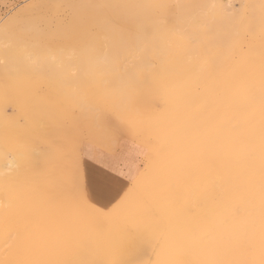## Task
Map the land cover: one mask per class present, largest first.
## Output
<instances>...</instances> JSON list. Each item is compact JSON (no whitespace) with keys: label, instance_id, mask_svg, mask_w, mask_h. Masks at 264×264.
I'll return each instance as SVG.
<instances>
[{"label":"rangeland","instance_id":"rangeland-1","mask_svg":"<svg viewBox=\"0 0 264 264\" xmlns=\"http://www.w3.org/2000/svg\"><path fill=\"white\" fill-rule=\"evenodd\" d=\"M108 1L111 0H0V25L4 26L5 28V31L3 33L5 36V40L3 39L1 42L3 47L2 49H14L21 56L24 53H26L27 50L36 49V46H33L31 44L33 40L37 41L45 38L47 40L60 39L61 40L60 43L64 42L63 44L57 45L53 41L49 43L48 41H46L44 44L41 43L37 44V46L38 47L40 46L43 50H47L49 48L50 52L52 51V53H56L58 57L59 56L65 57L64 55L68 53L69 55H67L65 59L68 58L69 62L65 64L66 67L64 66V68L65 69L71 68L70 70L66 71V73H62L63 76L58 75L57 77V75L54 76L51 74L50 67L38 63L36 65L31 66V68L28 71H19V72L7 74L6 76L2 77L0 80V117L1 116L6 117V119L4 121H1L0 124V169H1L0 171L1 172L3 171V164L5 162L3 159L4 154L16 153L18 152L19 148H22V146H23V150H25L30 142H28L27 140L21 141L22 138L24 139L22 135L28 131L36 130L37 127H39L40 125L39 122H38L39 124H36L35 122L27 118L29 112H31V110L34 108V105L36 104L38 98L51 96L56 101L57 116L54 117L55 120L52 121L51 119H48L46 120V122L50 124L47 125L49 126V128L54 129V132L56 131V135H57V138L54 139L55 140L54 144L53 143L51 144L49 142L51 144L50 148H53V150L56 149L57 153L61 154V158L58 159L55 165L56 167L54 169H52L51 167L49 170L45 171L44 173L34 174L33 177L35 178H33L30 183H28L26 180L23 182V186H24L23 188H25L27 184H29V187L32 188L30 189L31 195L25 192L24 189L23 191H21L22 188L19 189L18 193L20 194V196L24 197V198L21 197L22 199L20 198V196L17 197L18 196L17 195L14 197V195L12 194V191L14 190V186L17 188L16 185H12V184L21 183L19 182L20 180L19 177L16 176L14 172H7L6 176L0 174V193L3 192V188H1L3 186V182H5V184L8 185V181L10 180L11 185L13 187L10 185L9 188L5 190V193L9 192L10 194H12L9 197L13 196L12 199L11 198L10 199L11 200L14 199L5 207L4 210L2 211L0 210V264H191V263L195 264V262H197L196 264H204L203 261L201 262L197 259H194L197 256V251H195L196 253L194 251H183L182 253L180 252L181 250L180 246L181 243L184 242L183 240H181V238L183 239L188 238L187 239L188 241L189 238L191 240L192 237H200L205 240L206 239L205 236L209 237V235H211L209 238L207 237L206 239L207 241H211L213 239L212 237L214 236L217 237V235H219L220 232H222L220 234H223L224 232L227 231L226 225L228 220H226L225 218H221L217 222L215 219L216 217L215 214L217 212L216 204L224 200L223 188L226 187V185L228 186L229 183L226 184V182H228L227 178L225 177L226 178L225 180L227 181H223L224 177H222V175L218 176L219 175L218 173L213 172L215 169L214 166L212 167L211 164L209 165L207 163L209 160L207 159L208 154H210V152H208L207 154V151H209L210 149L208 146L211 145L212 147L213 146L212 143H214V141L217 138L218 140L219 138L220 140H223L225 138L228 139L230 135H233V137L236 138H242L245 137V135L247 134L245 138L241 139V143H243L242 151L244 153L248 152L251 157L254 156L253 158L257 159L259 156L258 159H262L260 160L262 162L261 164L262 173L259 171L260 174L258 173V175L259 176L261 175V177L264 175V171H263L264 149L261 148V142L260 140H258V137H256L255 139V133H256L255 131L258 130V127L257 125H254L255 123L253 124L252 122L253 116L251 111L254 105H256L254 106L256 109L260 110V108H263L261 110L264 111V93H263L264 88L262 87L264 85V75H263L264 58L260 60L263 63V65H261L262 63L259 61L260 64H258V66L259 65L260 66L258 68L256 66L248 68L246 58H244L246 54L245 52H247V48H249L250 44L255 43L257 41H259L257 43H262V42L264 43L263 40L264 37L257 36L259 37V39H256V37L253 35V30L248 27L250 21H252L254 18V16L251 14V11L253 10L252 7L255 5L254 7L259 9L261 2H262L261 7L262 5H264V0H256L255 3H253L252 0L250 1L223 0L225 3H230L232 9L240 11L243 20L242 23L240 22L238 24L236 31L234 32L232 30H231L232 32L230 31L231 34L229 33V36H231V40H232L231 43L226 44L223 41H222L223 43L218 42L215 44L213 48V52L211 49H207L204 47L199 48L200 53L199 51H197L198 53H196V55L200 54L201 56H197L198 58L199 57L200 58L197 61L198 66L196 67L201 66L202 68L200 67L197 71V75L199 74L198 75L199 78L197 77V80L195 79L193 81L184 77V79H182L181 81L182 77L178 76L179 73L176 70L171 71L168 70L167 68H159L161 66L157 62L156 57H154L156 55L152 51H150L148 56L149 59L147 58L149 63L147 62V60H146L147 63L145 62L148 65L144 64L140 69L143 72L140 71L141 74H138L137 77H129V79L134 78L135 82L132 81L133 79L132 80L119 79L118 86L110 85L109 78H111L112 76L107 75L106 73L92 71V73L91 72L90 74L88 73L90 75L89 77H87L88 76L87 74L81 73V66L79 64H76L75 59H77V57L79 56H82L80 54L83 45L86 44L89 41V39L92 38L93 35L101 33L104 27L106 26V23L110 19L119 18L117 17V15L119 16V14H121V18L119 19L128 20L129 22H133L139 19L143 24L145 23L148 24L145 25L147 28L152 25L151 24L152 20L150 19H155L156 21L158 19V22H161L163 20L166 23L169 22L168 24L172 26L173 23L171 22L172 21L171 19L174 17L178 18V16L180 17L179 13L178 12L176 13L175 11L176 9L174 10V6L175 5L178 6L184 1H188V0H181L182 2L180 1V3H178L179 2L178 0H172V1L114 0V2H108ZM170 2L173 4H171ZM102 3L103 5H123L126 7H121L122 9L121 8L105 9V8L97 7L98 5H102ZM163 3L164 5H167V7H165V10L163 11L165 13L164 14L165 16L152 15L150 11H148L150 8L153 9L154 7H157V5ZM249 7L250 9H248ZM119 10L122 11L119 12ZM103 15L106 16L104 17ZM138 16L140 18H137ZM84 17L87 19V23L83 25L82 21ZM262 17L264 18V14H262ZM142 18L143 20H141ZM75 25H80L81 27H83L82 34L86 32V35H82L78 37L74 35V37H76L74 38V40L72 38L73 36L66 37L67 35L66 36L63 35V32H66L68 28L74 29L78 27ZM102 25H103V29H102ZM80 26L79 28H81ZM198 27H201V25H199ZM198 27H195V29L197 30ZM238 29H241L242 31L240 32ZM37 30L38 32L39 31L40 33L43 32L46 35L34 36L35 35L34 32L38 33ZM59 33L61 36L60 38L58 35ZM239 34L240 36L238 37ZM233 35H235L236 37L235 36L234 37L237 39H235ZM82 37L84 38L81 40ZM219 43H222V45ZM150 46H151V42L148 43L147 47ZM206 49L209 50L207 51V53H206ZM59 52L61 53V55L58 54ZM187 53L190 52H186L185 54ZM203 53H205L206 55H204ZM194 54L195 53L191 52L189 55L188 54L185 55L187 56L186 61H190L192 59L197 58L196 55L194 57ZM202 55H204L203 58ZM240 55L241 57H239ZM228 57H230L231 59V60L229 59L230 64H228V59H227ZM237 58L243 61L241 62V60L239 61ZM70 59H72V61H70ZM130 59L131 60L129 61H131V63L133 64L137 60L135 59V57H133V59L132 57H130ZM202 59L204 60V62ZM221 60L222 62L224 61L225 63L224 62L222 63ZM234 61L235 62L237 61L236 64L238 65V69H240L241 67L243 71L241 73V71L239 70L240 72H236V73L239 74L238 75L239 77L241 74V78L239 79H240V83H242L240 85L241 87L240 89L242 93H240L239 96L241 98H244V100L232 105V103H228V101H225L223 98L221 99L219 98L216 101L215 99L217 98H213L211 94H209V96L207 95L206 97L203 96L201 100L198 101L196 100L193 103H191V101L186 99L187 92L190 93L191 91H195L197 89V92L200 93L201 91L200 89L203 88L205 89L206 87L212 88L213 86L211 83H213V81L217 79L224 78L226 74L229 72L228 70L231 69L230 67L231 64L235 63ZM245 61L246 63H244ZM69 63H72V65H69ZM131 63H128L129 64L128 66H131L132 65ZM203 63L204 65L206 64L204 67L202 65ZM211 63L213 64L211 65ZM238 63H240L241 66ZM223 64L225 65L223 66ZM225 66L226 69L223 68ZM146 67L149 68L146 69ZM257 69L262 71L259 72ZM256 70L260 74H258ZM248 71H250L249 75H248ZM254 72L256 73L254 74ZM167 76L168 77L170 76V78H168ZM61 77L64 78L71 77L73 78V80L71 81V83L70 82H68V84L64 83L66 84V86L62 82H60L59 83L60 85H58V87L56 88L54 86L55 85L54 79H60ZM187 79L189 80L188 82L185 81ZM205 79L206 81L202 83ZM246 80H248V82L250 81L251 85L250 82L248 85ZM190 81L193 82L190 83ZM207 82L209 83V85L210 84L211 85L210 86L207 85L208 84ZM258 83H260L259 86ZM61 84L64 86H61ZM182 84L183 85L186 84V85L182 86ZM175 85L178 86L176 87ZM188 85L189 87L187 88ZM249 86H252L251 87L252 89L248 88ZM171 87L173 90L170 89ZM260 87L261 89L263 88V90H261ZM243 88H245V90ZM253 88L255 89L257 88L258 91ZM188 89L189 91H187ZM213 89H215L214 90L215 92L217 91L216 96L222 93L221 89L219 91L215 87ZM254 92H257L259 95ZM168 93L172 97H170ZM179 94H181V97ZM184 94L186 95L184 96ZM129 96L132 97L131 100L128 99ZM168 97L169 99L174 98L175 100L172 99L171 101L170 99L169 102ZM182 97L184 98L186 97L185 98L186 102ZM208 97L214 100L207 99ZM249 98L251 99L249 100ZM178 99L179 101H181V99L183 100V102L182 101L180 102V105H179V101H177ZM209 100L211 102L213 101L212 102L213 106L210 105ZM254 100L256 102H254ZM260 101L263 102V104ZM201 102L202 103L205 102V103L202 105ZM206 102L209 105L208 104L206 105ZM215 102H216V106L214 105ZM250 102L251 103L254 102L255 104L254 103L251 104ZM259 102L261 103V106L263 105L262 107L260 106ZM195 103H197L199 106L202 105L205 110H203L201 106L199 107L197 104L195 108ZM228 104L233 107H230ZM209 106H211V108ZM217 106L219 108H216ZM227 106L229 107V109H226L228 108ZM190 107H192L193 109H191ZM198 107L200 109H198ZM243 107L244 108L246 107L247 109L243 110ZM250 107L251 109L249 111L248 109ZM182 108L184 111L183 113L181 112ZM208 108L210 109V111ZM214 108L217 111H214ZM230 108H233V112H231L232 109ZM234 108H236V110H234ZM188 109H189L188 112L192 111L190 112V114L192 113L191 114L192 118L191 119L189 118L190 120L188 119L190 114L187 113L186 116L184 114L186 113L185 111H187ZM200 110L201 112L202 111L204 112L201 113L199 112ZM175 111H178L176 112L177 114L175 113ZM212 111L213 113L217 112V114L222 112L221 114H219L220 118H218V124L215 121H211L209 119V117L211 118L213 115ZM234 111H239V112H234ZM247 111L250 113V115L249 113L248 114L246 113ZM198 112L202 115H204L205 113L204 116L200 115V117L202 116L201 118L204 120L208 118L206 121L209 123H207L202 119H200V122L202 121L200 123L198 118L196 119V117H198L199 115L197 114ZM208 112H211L212 114ZM227 112L228 114H225ZM174 113L177 116H175ZM206 113L208 114V116H206ZM235 113L240 114V115L239 114L236 115L239 119L236 118ZM178 114L180 117L178 116ZM193 114H197V115L195 116ZM225 115L226 117L228 115L232 117L234 116V118H236L235 120H239V121H235V120L233 121L231 118L228 117H227L228 119L227 121V119H225ZM245 115L247 116L245 117ZM184 116L185 118H187L188 123L190 121V124H188L186 121H185L186 123H184V119H185ZM193 116H195V118H193ZM239 116L242 118H240ZM178 117L181 118V121H179L180 119ZM248 117H251V119ZM246 118H248L249 120L248 119L247 121L240 120ZM194 119L198 122L197 124L194 123L196 122ZM49 120L51 121V123ZM102 120H112L119 122L131 130L130 139L134 140V143L130 144L129 148L136 157L135 158L133 156V159L139 165V169H138L136 165L131 163V167L128 168L129 172L131 173V179L121 178L120 181L121 186L120 188L118 186L117 190L114 192V196H115L114 198L116 201L113 203V201L105 200L104 203L105 206L108 207L109 205H111L107 209H97L92 205L90 206V203L87 201V199L85 200L87 202L79 199L75 188L77 172L79 174V178L81 177V172H82L83 179H81L82 182L81 184L83 185L87 193L88 199L95 202L101 200L100 195L97 194L91 183V178L97 174V171L100 168V164L98 160L99 157L104 154L108 156H111L112 154L104 138L103 130L100 126V122ZM211 122L212 125L209 126ZM230 122L231 123L234 122V123L231 124ZM202 123L203 125H201ZM186 124H188L187 125L188 127L192 124L191 125L193 126L192 131L190 129L187 130V127H185ZM204 124L207 125V126L205 125L206 128H204ZM194 125L195 126L198 125L199 127L195 128ZM220 125L222 128H219ZM240 126H244V127H240ZM209 127L210 129L207 131V128ZM216 127L219 128V130H217ZM236 127H238L239 129ZM197 128L198 129L200 128L201 130H197ZM228 128H230L231 130ZM185 129L188 131V133L187 131H185ZM194 129L196 132L200 134L201 139L199 138V143L201 146L199 148H198L199 143L197 145L198 141L196 142V140H198L196 138V134L198 133H196ZM249 129H251L252 131ZM178 130L179 131L181 130L180 131L181 134L179 133ZM189 130L191 132L193 131L194 132L191 133ZM210 131L213 133L214 137H212ZM245 131H247L248 133ZM174 132L180 138L179 139L175 135L179 144H177L178 142L174 140ZM202 132L206 134L205 139L201 137ZM225 132H228L229 135ZM238 132H240L239 135L243 132L240 135V137L238 135ZM219 134L222 135V137H220ZM185 135H187V138L185 137ZM189 135L190 138H188ZM208 135H210V137H208ZM217 135H219V137H217ZM226 135H228V137H226ZM185 138L189 139L190 143L188 142V140H185ZM247 138L252 139L253 141L258 140L259 144H255L253 141ZM45 139H47V135L45 136L36 135V139H33L31 144L32 150L36 151L34 146L39 147L42 151L49 150V144L47 140L46 142H44ZM171 139L173 140V142ZM56 140H58V142H56ZM201 140L202 142L206 143L208 148L204 147L205 143L200 142ZM174 141H176V144ZM194 142L196 144H194ZM208 142L210 143V145H208L209 144ZM247 142H249L248 146H246V144H248ZM171 143L173 145V150L171 149L172 148ZM174 145L178 146V148L176 149V146L174 147ZM196 145L197 147H195ZM253 147H255V149H253ZM202 148H205V150L207 151H205ZM190 149L191 151L193 149V151L190 152ZM198 149L201 153V156H205L207 154L205 157L206 159L199 156L200 154L198 153L199 152ZM252 149L254 150L253 153L251 152L253 151ZM196 151L198 154H196L195 156ZM216 151L218 152L217 149L212 150L215 156L217 154ZM171 152L174 154V156ZM250 152L252 153V155ZM192 153L193 156H191ZM219 153L220 154H218V156L221 157L220 156L221 152ZM256 153H261V154H256ZM183 156L185 158H183ZM188 156L189 158H186ZM222 156H224V154ZM190 157H193L192 159L194 162L193 161H191L192 163L189 162L190 160H192ZM196 157H200L201 161ZM179 158L180 159L182 158L183 161L184 160H188V161L186 162L184 161L183 163L185 164H183L182 159L179 160ZM194 158H196L197 160L196 159L194 160ZM202 158L203 160L205 159L207 161L206 162L207 164L205 163L206 165L203 163L205 161H203ZM11 159L16 161L17 156H15L14 158L11 157ZM62 159L63 161L60 162L59 164V161ZM198 160L202 164L198 163ZM36 163H38L37 165L40 166L41 165L40 159H37ZM186 163L187 164L190 163V165L187 166ZM197 164L198 165L200 164L201 166L202 165L205 166L201 167L199 165V167L201 168V170L199 171L200 168L198 167ZM65 166L67 167L64 168ZM176 166L177 168H175ZM181 166L182 168H180ZM183 166H186V169L187 168L189 169L192 166L193 168V169L191 168L192 172L186 169L185 171L182 170ZM196 167H198L199 169ZM16 168H19L18 162L12 170H15ZM178 168L180 171L178 170ZM60 169L63 170L64 172L61 171ZM183 173L187 175L185 176L183 175ZM188 174L191 177L188 176ZM58 175H60V179ZM216 176H218L217 177L218 179H220L219 177H221L222 180L221 179L218 180ZM183 177L188 178L189 181L183 180L184 179ZM37 179L40 180L42 179L41 180L42 182H40V180H38L37 182ZM47 179L48 181L46 182ZM50 179L52 180L49 181ZM212 179H214V181ZM207 181H210V183H208ZM221 181H223V185ZM129 182H130L129 186L125 184ZM205 183H207V186L208 185H212V186H210L209 188V186L207 187ZM43 184H45L46 187ZM185 184L188 186L186 187ZM182 186L185 187L186 189L183 188ZM213 186H215L216 188L214 189ZM244 186L246 185L244 184ZM10 187H12L13 190ZM180 187H182L183 192L181 191L182 189ZM191 187L193 188L191 189L193 191L189 189ZM141 188L142 191H140ZM179 188L181 190H179ZM212 188L214 189V191H212ZM46 189H48L49 191ZM150 189H152L153 191H151ZM209 189H211L212 192L211 191L209 192ZM174 190L176 192L178 191L179 193H174L175 192ZM169 191L172 192L169 193V196L172 198L173 196L176 195L175 198L173 197L171 199L167 195ZM196 191H198V193ZM146 192L148 193L149 196L144 195L147 194ZM213 192H215V194ZM42 193L44 194L47 193V194L44 195ZM127 193H129L130 195H128ZM220 193L222 194V196ZM63 194L66 196H63ZM170 194H172V196ZM219 194L222 198L219 196ZM215 195H216V199H215ZM48 196L49 198L52 196L50 200L49 198L45 199V197ZM181 196L183 200L185 199L184 201H182ZM139 197H141L142 199ZM168 197L171 199L172 204L169 202L170 199H168ZM211 199L213 200V202L210 203L209 201H212ZM176 200L179 201L177 202ZM215 201L217 202L216 204ZM60 202H62L65 205L64 206L65 209L63 208ZM182 202L183 203L186 202L185 203L186 205L183 204ZM56 204L58 208H56ZM173 204L177 208L176 209L177 212L175 211V207L173 206ZM207 204L209 205V207ZM121 205H123V207H120ZM117 206L118 209H116ZM91 207L94 208L95 210H93ZM67 208L69 209L71 208L72 210L74 209L73 213L70 214L72 215L70 216L71 218L68 217V219L66 216L67 215L69 216V214L67 213H71L72 210L71 209L68 210ZM209 209H211L212 211ZM249 209H250L249 211L251 212L254 211L252 207H249ZM169 210L171 212H169ZM62 211L65 212L63 213ZM185 211L187 212L185 213ZM58 213L59 214L63 213L61 214L62 217ZM112 213L114 215H111ZM171 213L172 215H170ZM54 214H57V217L54 216ZM109 214L111 217L113 216L114 218L113 217L111 218ZM58 216L60 218H58ZM108 217L110 218L108 219ZM172 217L173 218L175 217L176 220L173 219ZM56 218L58 219L56 220ZM59 219H61V222ZM115 219L117 221H115ZM221 220L222 222H220ZM62 223H65V225ZM67 223L69 225H67ZM59 225L60 226L62 225L61 228ZM169 225L170 228L173 230L169 229ZM184 225H186L187 227L186 226L183 227ZM195 225L197 226L195 227ZM176 226L179 228L174 229ZM26 228L33 231L38 236L39 243L36 244L35 246L26 247L22 243L20 236ZM183 229L187 230L188 233L186 232L185 234V232H183L184 231ZM208 230L210 234L209 232H207ZM169 232L171 233L169 234ZM182 232L186 236L187 235L188 236L180 237V235H182ZM204 232L207 233L205 234ZM168 237H172L173 239L172 238L168 239ZM210 238L211 240H209ZM176 240L178 241L176 242ZM177 243L179 244V246L177 245ZM245 247L248 250L252 249L250 248L251 246L248 244H246ZM199 249L200 248H198V250ZM184 252L188 254H185ZM208 252L211 253L210 251ZM182 254H185L186 256L183 255L184 256L183 258ZM191 257L194 258L191 259Z\"/></svg>","mask_w":264,"mask_h":264},{"label":"bare ground","instance_id":"bare-ground-1","mask_svg":"<svg viewBox=\"0 0 264 264\" xmlns=\"http://www.w3.org/2000/svg\"><path fill=\"white\" fill-rule=\"evenodd\" d=\"M169 1H172V0H169ZM179 2L178 3H180V1L181 0H178ZM250 1V0H249ZM253 1V3H255L256 2V0H252ZM108 2H114V0H111V1H108ZM156 2V1H155ZM176 2V1H175ZM182 2V1H181ZM132 3V2H131ZM161 3V2H160ZM171 3V2H170ZM100 4V3H99ZM164 4V3H163ZM171 4H173V3H171ZM175 4V3H174ZM261 4H262V2H261ZM261 4H260V8L259 9H257L256 7H254L253 5V10L251 11V14L254 16V18H253V20L252 21H250V23H249V28H251L252 30H253V35L256 37V39H259V37H257V36H260V37H264V18L262 17V14H264V5H262V7H261ZM102 5H103V3H102ZM157 5V4H156ZM131 6V5H130ZM147 7V6H146ZM168 7H171V6H168ZM148 8V7H147ZM251 8V9H252ZM30 9V8H29ZM106 9V8H105ZM122 9V8H121ZM151 9V8H150ZM148 10V11H150V13L152 14V15H159V16H165L164 14V10H165V7L164 8H160V7H154L153 9H151V10ZM176 9V10H175ZM248 9H250V7L248 8ZM102 10V9H101ZM109 10V9H108ZM174 10L176 11V13L178 12L179 13V15H180V17L178 16V18H176V17H174V18H172L171 20V22L173 23L172 24V26L171 25H169L168 23H166V28H167V30H165V31H159V30H157V28L156 27H154V24L155 23H158V19H157V21L155 20V19H150V20H152V25L150 26V27H145V29H144V39H145V43H144V48H143V50L140 52V53H133L132 54V59H133V57H135V59H137L136 60V62H134V64L133 63H131V61H129V63H131L132 65L131 66H128L127 65V68H126V71H121V72H115V73H113V72H103V73H106L107 75H110V76H112L111 78H109L110 79V85H119V79H123V80H127V79H129V77H137L138 76V74H141L140 73V71H142V70H140L141 69V67H142V65H148V64H146L147 62H148V60H147V58H148V56H149V52L150 51H152L156 56H154V57H156V60H157V62L159 63V65L161 66V67H159V68H167L168 70H171V71H173V70H176L178 73H179V75L178 76H180V77H182L181 78V81H182V79H184V77H186V78H188L189 80H197V77H198V75H197V71H198V69L201 67V66H199V67H196V66H198L197 65V61L199 60V58L197 57V56H201L200 54L198 55H196V53H198L197 51H199V48L200 47H204V48H207V49H211L212 50V52H213V48H214V46H215V44L216 43H218V42H224V43H226V44H229V43H231V36H229V33H230V31L232 30L233 32L234 31H236L237 30V26H238V24L241 22L242 23V15L240 14V11H237V10H234V9H232L231 8V6H230V3H225L223 0H188V1H184L183 3H181L180 5H178V6H174ZM110 11V10H109ZM122 11V10H121ZM120 10H119V12H121ZM93 12V11H92ZM249 12V11H248ZM118 13V12H117ZM106 14V13H105ZM113 14V13H112ZM111 14V15H112ZM119 14V13H118ZM82 15V14H81ZM100 15V14H99ZM128 15V14H127ZM127 15H126V17H127ZM133 15V14H132ZM135 15V14H134ZM247 15V14H246ZM251 15V16H252ZM104 16V15H103ZM106 16V15H105ZM104 16V17H105ZM129 16V15H128ZM130 16H131V14H130ZM117 17H119V18H121V14H119V16L117 15ZM250 17V16H249ZM108 18V17H107ZM111 18V17H110ZM137 18H140L139 16L137 17ZM149 18H151V17H149ZM166 18V17H165ZM168 18V17H167ZM125 19V18H124ZM130 20V19H129ZM139 20V19H138ZM141 20H143V18L141 19ZM153 20H155V21H153ZM145 21V20H144ZM159 21H161V20H159ZM163 21V20H162ZM83 23V25L85 24V23H87V19L84 17L83 18V21H82ZM107 22V21H106ZM170 22V23H171ZM100 25V24H99ZM144 25H148V24H144ZM199 25H201V27H198ZM75 26H78L77 28H74V29H67L66 30V32H63V35L64 36H66V37H68V36H73L72 38H73V40H74V38H76V37H78V36H82V35H86V32L85 33H83L82 34V28L83 27H81L80 25H75ZM79 26L81 27V28H79ZM243 26V25H242ZM246 26V25H245ZM244 26V27H245ZM101 27V26H100ZM195 27H198V29L196 30L195 29ZM102 29H103V25H102ZM240 32L242 31L241 29H238ZM4 31H5V28H4V26H1L0 25V80H1V78L2 77H4V76H6L7 74H11V73H15V72H19V71H28L30 68H31V66H33V65H36V64H38V63H40V64H43V65H47L48 67H50V69H51V74L52 75H57V77H58V75H62V73H66V71H68V70H70L71 68H67V69H65L64 68V66H65V64L66 63H68L69 62V59L68 58H66L65 59V57L67 56V55H69L68 53L67 54H65L64 56L65 57H61V56H57L56 55V53H52V51L50 52V49L48 48L47 50H43L40 46L38 47L37 46V41H34L33 40V42L31 43L33 46H36V49L35 50H33V49H30V50H27L26 51V53H24L23 55H19L18 53H17V51L16 50H14V49H2L3 47H2V40L4 39L5 40V36H4ZM100 31H101V29H100ZM231 31V32H232ZM37 32H38V30H37ZM96 32H99V31H96ZM95 32V33H96ZM35 33V35L34 36H39L38 34L40 33V31L38 32V33H36V32H34ZM94 33V34H95ZM100 34V33H99ZM231 34V33H230ZM234 34V33H233ZM236 34H238V33H236ZM59 35V38L61 37L60 36V33L58 34ZM74 35L76 36V37H74ZM94 36V35H93ZM92 36V37H93ZM235 35H233V37H234ZM240 36V34L238 35V37ZM236 37V36H235ZM234 37V38H235ZM84 37H82L81 38V40L83 39ZM62 39V38H61ZM235 39H237V38H235ZM251 39V38H250ZM260 39H262V38H260ZM71 40V39H70ZM90 40V39H89ZM234 40V39H233ZM238 40H239V38H238ZM249 40V39H248ZM264 40V39H263ZM40 41V43L41 44H44L46 41H48V43L49 42H55L57 45H59V44H63V43H60L61 42V40L59 39V40H47L46 38L45 39H42V40H39ZM64 41V40H63ZM261 41V40H260ZM66 42V41H65ZM68 42V41H67ZM149 42H151V46L150 47H147V45H148V43ZM222 42V43H223ZM257 42H259V41H257ZM257 42H255V43H252V44H250L249 45V48H247V52H245L246 54H245V56H244V58H246V61H247V65H248V68H251V67H259L258 66V64H260L259 63V61L262 59V58H264V43L262 42V43H257ZM10 43V42H9ZM222 43H219V44H221L222 45ZM248 43V42H247ZM246 43V44H247ZM11 45V44H10ZM230 46V45H229ZM240 46V45H239ZM224 47H226V46H224ZM244 47V46H243ZM206 49V53H207V51H209V50H207ZM226 49V48H225ZM248 49H249V51H248ZM219 50V49H218ZM221 50V49H220ZM227 50V49H226ZM60 51H62V50H60ZM186 52H193V53H195L194 54V57H195V55H196V57L197 58H195V59H192V60H190V58H189V60L190 61H186V59H187V56H185V55H189L190 53H187V54H185ZM217 52V51H216ZM238 52V51H237ZM236 52V53H237ZM199 53H200V51H199ZM225 53H227V52H225ZM232 53V52H231ZM58 54H60L61 55V53L59 52ZM105 54H106V50L103 48V47H101L99 44H97L96 45V47H95V49H94V51H93V53H92V56L99 62V63H101V64H103V63H105V59H104V57H105ZM204 55H206L205 53H203ZM210 54V53H209ZM81 55V54H80ZM193 55V54H192ZM204 55H202V58H203V56ZM236 55V54H235ZM238 55H239V53H238ZM191 56V55H190ZM214 56H215V54H214ZM219 56V55H218ZM137 57V58H136ZM151 57V56H150ZM239 57H241V55L239 56ZM208 58V57H207ZM207 58H206V60H207ZM219 58V57H218ZM217 58V59H218ZM224 58V57H223ZM149 59V58H148ZM228 59V64H230L229 63V59H230V57H228L227 58ZM226 59V60H227ZM235 59H236V57H235ZM238 59V58H237ZM243 59V58H242ZM87 60H88V57L85 55H83V56H79V57H77V59H75V61H76V64H79L80 66H81V73H84V74H87L88 76L87 77H89L90 75V71H87L86 69H87ZM131 60V59H130ZM146 60H147V62H146ZM203 60V59H202ZM224 60V59H223ZM231 60V59H230ZM239 60V59H238ZM241 60V59H240ZM239 60V61H240ZM70 61H72V59H70ZM201 61V60H200ZM211 61V60H210ZM214 61V60H213ZM238 61V62H239ZM243 60H241V62H242ZM246 61L244 62V63H246ZM146 62V63H145ZM203 62H204V60H203ZM207 62V61H206ZM216 62V61H215ZM214 62V63H215ZM221 62H222V60H221ZM224 62V61H223ZM222 62V63H223ZM227 62V61H226ZM235 62V61H234ZM261 62V61H260ZM149 63V62H148ZM199 63V62H198ZM225 63V62H224ZM237 63V61L234 63V64H231V69L230 70H228L229 72L226 74V76L224 77V78H222V79H217V80H215V81H213V83H211L212 84V88L211 87H209V88H203L204 89V91H203V89H200L201 91H200V93H198L197 92V89L195 90V88H194V90L195 91H191L190 93L189 92H187V91H189V89L186 91L187 93V98L186 99H188L189 101H191V103H193L194 101H198V100H201V98H203V96H209V94H211L212 95V97L213 98H217V99H215L216 101L220 98H223L225 101H228V103H232V105L233 104H236V103H238V102H240V101H242V100H244V98H241L239 95H240V93H242L241 92V87H240V85L242 84V83H240V79L239 78H241V74H240V77L238 76L239 74L238 73H236V72H240L241 71V73L243 72L242 71V68L240 67V69H238V65L236 64ZM244 63H242V64H244ZM262 63V62H261ZM264 63V62H263ZM263 63L261 64V65H263ZM213 63H211V65H212ZM239 65H240V63H238ZM69 65H72V63H69ZM200 65V64H199ZM203 65V67L206 65H204V63L202 64ZM225 64H223V66H224ZM227 65V64H226ZM218 66V65H217ZM241 66V65H240ZM66 67V66H65ZM214 67H216V66H214ZM149 68V67H148ZM147 67H146V69H148ZM202 68V67H201ZM224 69H226V66L225 67H223ZM222 68V69H223ZM74 69V68H73ZM72 69V70H73ZM166 69V70H167ZM253 69V68H252ZM41 70V69H40ZM216 70H217V68H216ZM219 70H221V69H219ZM240 70V71H239ZM254 70H255V68H254ZM258 70V69H257ZM256 70V71H257ZM155 71H156V68H155ZM163 71V70H162ZM212 71V70H211ZM221 71H223V70H221ZM251 71V70H250ZM250 71H248V75H249V72ZM259 72L260 71H262V70H258ZM257 71V73L258 74H260L259 72ZM143 72V71H142ZM158 72V71H157ZM252 72V71H251ZM73 73V72H72ZM89 73V74H88ZM92 73V72H91ZM176 73V72H175ZM223 73V72H222ZM246 73V72H245ZM256 72H254V74H255ZM149 74V73H148ZM172 74H173V72H172ZM204 74V73H203ZM202 74V75H203ZM221 74V73H220ZM224 74V73H223ZM262 74V73H261ZM81 75V74H80ZM80 75H78V76H80ZM156 75H157V73H156ZM175 75V74H174ZM222 75V74H221ZM248 75H247V77H248ZM253 75V74H252ZM257 75V74H256ZM255 75V76H256ZM263 75H264V73H263ZM63 76V75H62ZM86 76V75H85ZM171 76V75H170ZM170 76L168 77V78H170ZM176 76V75H175ZM201 76V75H200ZM220 76V75H219ZM219 76H218V78H219ZM83 77V76H82ZM140 77V76H139ZM164 77H166V76H164ZM179 77V78H180ZM223 77V76H222ZM253 77V76H252ZM257 77V76H256ZM81 78V77H80ZM84 78V77H83ZM82 78V79H83ZM175 78H177V77H175ZM178 78V79H179ZM199 78V77H198ZM246 78V77H245ZM133 79V80H132ZM172 79V78H171ZM185 80V81H189V80ZM210 79V78H209ZM249 79V78H248ZM262 79V78H261ZM73 80V78H71V77H61L60 79H54V83H55V87L57 88L58 87V85H60L59 83L60 82H62L63 84L64 83H67L68 84V82H70L71 83V81ZM81 80V79H80ZM129 80H132V81H134V78H131V79H129ZM175 80V79H174ZM250 80V79H249ZM257 80V79H256ZM167 81H168V79H167ZM166 81V82H167ZM173 81V80H172ZM180 81V82H181ZM193 81H190V83L191 82H193ZM206 81V79L202 82V83H204ZM210 81V80H209ZM208 81V82H209ZM241 81H242V79H241ZM247 81V83H248V85H249V82H248V80H246ZM254 81V80H253ZM252 81V82H253ZM258 81H259V79H258ZM135 82V81H134ZM140 82H142V81H140ZM139 82V83H140ZM175 82V81H174ZM207 82V83H208ZM255 82H257V81H255ZM261 82H262V80H261ZM260 82V83H261ZM177 83V82H176ZM175 83V84H176ZM206 83V84H207ZM246 83V82H245ZM260 83H258V86H259V84ZM167 84V83H166ZM173 84V83H172ZM181 84V83H180ZM193 84V83H192ZM210 84V85H211ZM65 86H66V84H64ZM64 85H62L61 84V86H64ZM70 85V84H69ZM179 85V84H178ZM177 85V86H178ZM186 85V84H185ZM185 85H183L182 84V86H185ZM199 85V84H198ZM203 85V84H202ZM207 85H209V83L207 84ZM209 85V86H210ZM250 85H251V82H250ZM255 85V84H254ZM263 85V84H262ZM176 86V85H175ZM176 86V87H177ZM195 86V85H194ZM194 86H192V87H194ZM200 86V85H199ZM198 86V87H199ZM245 86V85H244ZM252 86H253V84H252ZM252 86H249L248 88H251ZM181 87V86H180ZM189 87V85L187 86V88ZM201 87V86H200ZM199 87V88H200ZM216 88L218 91L221 89V94H218V95H220V96H216V92L214 91L215 89H213V88ZM247 87V86H246ZM263 88H264V85L262 86ZM64 88V87H63ZM263 88L261 89V87H260V89L261 90H263ZM170 89H172V87L170 88ZM177 89V88H176ZM180 89V88H179ZM191 89V88H190ZM244 90H245V88H243ZM252 89V88H251ZM253 89H255V88H253ZM173 90V89H172ZM250 90V89H249ZM255 90H257V88L255 89ZM181 91V90H180ZM240 91V92H239ZM258 91V90H257ZM264 91V90H263ZM175 92V91H174ZM245 92H248V91H245ZM244 92V93H245ZM261 92V91H260ZM177 93V92H176ZM184 93V92H183ZM220 93V92H219ZM252 93H253V90H252ZM251 93V94H252ZM254 93H256V94H258L257 92H254ZM264 93V92H263ZM169 94V93H168ZM175 94V93H174ZM186 94H184V96L186 95ZM178 95V94H177ZM180 95V97H181V94H179ZM259 95V94H258ZM169 96H170V94H169ZM174 96V95H173ZM183 96V95H182ZM246 96V95H245ZM248 96H250V95H248ZM255 96V95H254ZM170 97H172V96H170ZM177 97V96H176ZM211 97V98H212ZM256 97H259V96H256ZM178 98H179V96H178ZM182 98H184V97H182ZM185 98H184V101L186 102V100H185ZM248 98V97H247ZM167 99V98H166ZM171 99V98H170ZM170 99H169V97H168V100H169V102H170ZM172 99H174V98H172ZM172 99H171V101H172ZM207 99H210L209 97L207 98ZM251 98H249V100H250ZM175 100V99H174ZM210 100H214V99H210ZM209 100V102H210V105H212L213 106V104H212V102ZM253 100V99H252ZM261 100V99H260ZM177 101H179V99L177 100ZM177 101H176V103H177ZM181 101L183 102V100L181 99ZM181 101H179V105H180V102ZM205 101V100H204ZM206 101H208V100H206ZM262 101V100H261ZM260 101V102H261ZM203 102V101H202ZM201 102V104L203 105L204 103H202ZM221 102V101H220ZM219 102V103H220ZM249 102V101H248ZM254 102H256L255 100H254ZM254 102H252V103H254ZM258 102V101H257ZM259 102V103H260ZM224 103V102H223ZM251 103V102H250ZM251 103V104H252ZM259 103H258V105H259ZM262 104H263V102H261ZM261 103H260V106H261ZM189 104H190V102H189ZM196 104L197 103H195V108H196ZM208 103L206 102V105H207ZM218 104V103H217ZM222 104V103H221ZM225 104V103H224ZM224 104H223V106H224ZM250 104V105H251ZM255 104V103H254ZM253 104V105H254ZM186 105H187V103H186ZM198 105V104H197ZM202 105H200L201 106V108L203 109V110H205L204 109V107L202 106ZM209 105V104H208ZM215 106H216V102H215V104H214ZM226 105V104H225ZM229 105V104H228ZM189 106V105H188ZM199 106V105H198ZM199 106V107H200ZM219 106V105H218ZM216 107V108H219V107ZM221 106V105H220ZM230 107H233V106H231V105H229ZM235 106V105H234ZM254 106H256V105H254ZM253 106V109H251V107L248 109L249 111H250V109H251V111H252V122H253V124L254 125H257V127H258V130L257 131H255L256 133H255V139H256V137H258V140H260V142H261V148H263L264 149V111H262L261 109H263V108H260L259 106V108H260V110L259 109H256L255 107ZM263 106V105H262ZM261 106V107H262ZM174 107V106H173ZM198 107V109H200ZM210 108H211V106H209ZM228 107V106H227ZM56 108H57V104H56V101H55V99L53 98V97H51V96H47V97H43V98H38V100H37V102H36V104L34 105V108L31 110V112H29V114H28V119H30V120H32L33 122H35L36 124H39L40 123V125H39V127H37V129L36 130H31V131H28V132H26V133H24L22 136L24 137V139L22 138V140L21 141H28V142H30L29 143V145H28V147L25 149V150H23V146H22V148H19L18 149V152H16V153H13V154H10V153H8V154H4V156H3V159H4V164H3V171L1 172L0 171V174H2L3 176H6L7 175V173H6V169L7 168H9V167H11V171L10 172H14V174L16 175V176H18L19 177V182H21L20 184L19 183H16V184H12V185H16L17 186V188L14 186V190L12 189V187H10L13 191H12V194L14 195V197L15 196H17V197H19L20 196V194L18 193L19 192V189H21V191H23V189L25 190V192H27L29 195H31L30 194V189L32 188H30L29 187V184H27L26 185V187L25 188H23L24 186H23V182L26 180L28 183H30L31 181H32V179L33 178H35V177H33V175L34 174H37V173H44L45 171H47V170H49L51 167H52V169H54L56 166V163H57V161H58V159H60L61 158V154H58L57 153V150L55 149V150H53V148H50V146H51V144L53 143L54 144V139L55 138H57V135H56V131L54 132V129H52V128H49V126H47V125H50V124H48L47 122H46V120H48V119H51L52 121L53 120H55L54 119V117H56L57 115H56ZM186 108H187V106H186ZM191 109H193L192 107H190ZM213 108V107H212ZM222 108V107H221ZM225 108V107H224ZM236 108H238V107H236ZM236 108H234V110H236ZM185 109V108H184ZM201 109V110H202ZM209 109V108H208ZM226 109H229V107L228 108H226ZM230 109H232V111L231 112H233V108H230ZM244 109H247L246 107L244 108L243 107V110ZM186 110V109H185ZM201 110L199 111V112H201ZM213 110V109H212ZM189 111V109L187 110V111H185L186 113H184L185 114V116H186V114L188 113V114H190V112H192V111H190V112H188ZM197 111V110H196ZM195 111V112H196ZM209 111H210V109H209ZM214 111H217V110H215V108H214ZM172 112H174V111H172ZM176 112H178V111H175V113ZM182 113L184 112L183 111V108H182V111H181ZM197 113V114H199L198 115V117H196V119L198 118V120H199V122H200V119H202L201 117L202 116H204L205 115V113H204V115H202V114H200V113ZM202 112H204V111H202ZM201 112V113H202ZM206 112H207V110H206ZM225 112V111H224ZM234 112H239V111H234ZM174 113V114H175ZM180 113V112H179ZM208 113H210V114H212L213 113V111H212V113L211 112H208ZM222 113V112H221ZM221 113H219V114H221ZM247 114L249 113L248 111L246 112ZM177 114V113H176ZM175 114V116H177ZM192 114V113H191ZM191 114L189 115V117H188V119L190 118H192V116H191ZM197 114H193V115H197ZM219 114H217V112L215 113H213V115H212V117L210 118L209 117V119L211 120V121H215L217 124H218V118H220V115ZM225 114H228V112L227 113H225ZM237 114H239V113H235V116L237 115ZM245 114V113H244ZM181 115V114H180ZM200 115H202L201 117H200ZM232 115V114H231ZM240 115V114H239ZM243 115V114H242ZM249 115H250V113H249ZM178 116H179V114H178ZM185 116H184V118H185ZM188 116V115H187ZM195 116H193V118H195ZM206 116H208V114L206 113ZM211 116V115H210ZM230 115H228L227 117L228 118H231L233 121L236 119V118H238L237 116H236V118H234V116L232 117V116H230ZM244 116V115H243ZM247 115H245V117H246ZM180 117V116H179ZM178 117V118H179ZM227 117H226V115H225V119H227ZM240 117V116H239ZM244 117V118H245ZM204 118V117H203ZM234 118V119H233ZM240 118H242V117H240ZM248 118H250L251 119V117H248ZM248 118H246V119H240V120H246L247 121V119ZM6 119V117L5 116H1L0 117V124H1V121H4ZM176 119V118H175ZM180 120L179 121H181V118H179ZM186 119V120H185ZM184 119V123H186L187 122V118H185ZM189 119V120H190ZM208 119V118H207ZM206 119V120H207ZM216 119H217V121H216ZM239 119V118H238ZM178 120V119H177ZM193 120V119H192ZM195 120V119H194ZM202 120H204V119H202ZM206 120H204V121H206ZM249 120V119H248ZM50 121V120H49ZM48 121V122H49ZM178 121V122H179ZM183 121V120H182ZM186 121V122H185ZM196 121V120H195ZM203 121V122H204ZM222 121V120H221ZM227 121H228V119H227ZM235 121H239V120H235ZM39 122V123H38ZM202 122V121H201ZM200 122V123H201ZM207 122V121H206ZM223 122V121H222ZM221 122V123H222ZM50 123H51V121H50ZM181 123V122H180ZM188 123V122H187ZM191 123H192V121H191ZM195 124H197L198 122L196 121V122H194ZM207 123H209V122H207ZM231 123V122H230ZM234 122H232L231 124H233ZM240 123V122H239ZM242 123V122H241ZM188 124H190V121H189V123ZM188 124H186L185 125V127H187V130L188 129H190L191 131H192V128H193V126H187ZM227 124V123H226ZM225 124V125H226ZM243 124H244V122H243ZM201 125H203V123L201 124ZM205 125L206 124H204V128H206L205 127ZM212 125V122H211V124L209 125V126H211ZM216 125V124H215ZM222 125V124H221ZM221 125H220V127L219 128H222L221 127ZM228 125V124H227ZM235 125V124H234ZM195 126V125H194ZM207 126V125H206ZM219 126V125H218ZM233 126V125H232ZM232 126H231V128H232ZM179 127V126H178ZM178 127H177V129H178ZM185 127H183V128H185ZM196 127H199L198 125H196L195 126V128ZM229 127V126H228ZM235 127V126H234ZM233 127V128H234ZM240 127H244V126H240ZM251 127V126H250ZM249 127V128H250ZM217 128V127H216ZM219 128H217V130H219ZM224 128V127H223ZM236 128H238V127H236ZM248 128V127H247ZM180 129H181V127H180ZM210 129V127L209 128H207V131ZM211 129H213V128H211ZM228 129H230V128H228ZM239 129V128H238ZM251 129H254V128H251ZM251 129H249V130H251ZM186 129H185V131H187ZM189 130V131H190ZM197 130H201L200 128L198 129L197 128ZM225 130V129H224ZM231 130V129H230ZM235 130V129H234ZM243 130V129H242ZM248 130V129H247ZM179 131V130H178ZM181 131V130H180ZM180 131H179V133H180ZM182 131H184V130H182ZM190 131V132H191ZM194 131H195V129H194ZM193 131V132H194ZM204 131H206V130H204ZM203 131V132H204ZM229 131V130H228ZM252 131V130H251ZM251 131H249V132H251ZM193 132H191V133H193ZM196 132V131H195ZM200 132V131H199ZM202 132V135H201V137L203 138V139H205V137H206V134H204ZM211 132V131H210ZM212 132H213V130H212ZM211 132V134H212V137H214V135H213V133ZM216 132H218V131H216ZM215 132V133H216ZM230 132V131H229ZM232 132V131H231ZM241 132V131H240ZM240 132H238V135H239V133ZM245 132H247V131H245ZM184 133V132H183ZM187 133H188V131H187ZM190 133V134H191ZM196 133H198V132H196ZM201 133V132H200ZM206 133V132H205ZM214 133V134H215ZM225 133H227L228 134V132H225ZM243 133V132H242ZM241 133V134H242ZM248 133V132H247ZM173 134V133H172ZM181 134V133H180ZM185 134V133H184ZM199 134V133H198ZM198 134H196V138L198 139V140H196V142H197V145H198V143H199V138H200V134L198 135ZM204 134V135H203ZM210 134V135H211ZM234 134V133H233ZM235 134H237V133H235ZM240 134V135H241ZM251 134V133H250ZM36 135H38V136H40V135H42V136H45V135H47V139H45L44 140V142H46V140H47V142H48V144H49V150H46V151H42L39 147H36V146H34L35 147V150L36 151H34V150H32V148H31V144H32V141H33V139H36ZM59 135V134H58ZM175 135H176V137H178V135L177 134H175V132H174V140H176L177 141V138L175 137ZM192 135V134H191ZM210 135H208V137H210ZM220 135V134H219ZM219 135H217V137H219ZM229 135V134H228ZM228 135H226V137H228ZM240 135H239V137H240ZM244 135H245V133H244ZM247 135V134H246ZM246 135H245V137H246ZM183 137H184V135H183ZM185 137L187 138V135H185ZM207 137V138H208ZM220 137H222V135H220ZM245 137H242V138H245ZM253 137H254V134H253ZM179 138V137H178ZM185 138V140H188V142H189V139H186ZM188 138H190V135H189V137ZM224 138H225V135H224ZM242 138H236V137H233V135H230V137L228 138V139H223V140H220V138H219V140H218V138L214 141V143H212L213 144V146L211 147V145H210V141L208 142L209 144L208 145H210V146H208L210 149H209V151H207V150H205V148L207 147V145H206V143L205 142H202V140L200 141V142H202V143H205V145H204V147L205 148H202V149H204L205 151H207V154H208V152H210V154H208V158L207 159H209L208 160V162L205 160L206 158V155L205 154H203V155H205V156H201V153H200V151H199V149H198V153L200 154L199 156H201V157H203V158H205L204 160H203V158H202V160L203 161H205V162H203L204 164L207 162L209 165L211 164L212 165V167L214 166V171L213 172H215V173H218L219 175L218 176H220V175H222V177H224V180L223 181H227L228 180V182H226V184L227 183H229V185L227 186L226 185V187H222L223 189H224V200H222V202H216L215 201V204H216V209H217V212H216V217H215V219H216V221L218 222L221 218H225L226 220H228V222H227V231L226 232H224L223 234H220V233H222V232H220L219 233V235H217V237H212L213 239V241L211 240V238L209 239V240H211V241H207L206 239H207V237L205 236V240L204 239H202V238H200V237H192V239L190 240V238H189V240L187 241V239L188 238H186V239H183V238H181V240H183L184 242L183 243H181V250H180V252H182L183 253V251H197V256H196V258H194V257H191V259L192 258H194V259H197V260H199V261H203L204 262V264H264V175L261 177V175L259 176L258 175V173H259V171L261 172L262 171V168H261V164H262V162L260 161V160H262V159H258L259 158V156H258V158L256 159V158H253V157H251L250 156V154L248 153V152H246V153H244L243 151H242V144L243 143H241V139ZM251 138H252V135H251ZM173 139V138H172ZM171 139V140H172ZM180 139V138H179ZM183 139V138H182ZM193 139V138H192ZM191 139V140H192ZM201 139V138H200ZM212 139V138H211ZM222 139V138H221ZM247 139H249V138H247ZM246 139V140H247ZM254 139V140H255ZM210 140V139H209ZM225 140H226V142H225ZM246 140H245V142H246ZM249 140H251V141H253L252 139H249ZM258 140H255V141H257V142H255V141H253L255 144H259V141ZM176 141H174L175 142V144H176ZM206 141V140H205ZM250 141V142H251ZM51 144H50V143ZM56 142H58V140H56ZM172 142H173V140H172ZM178 142V141H177ZM193 142V141H192ZM26 143V142H25ZM37 143V142H36ZM187 143V142H186ZM190 143V142H189ZM201 143V144H202ZM248 144H246V146H248L249 145V142H247ZM253 143V144H254ZM38 144V143H37ZM177 144H179V142L177 143ZM193 144V143H192ZM194 144H196L195 142H194ZM170 145V144H169ZM184 145H185V143H184ZM183 145V146H184ZM197 145L195 146V147H197ZM203 145V144H202ZM46 146V145H45ZM171 146H172V150H173V145H172V143H171ZM176 145H174V147H175ZM201 145H200V143H199V145H198V148L200 147ZM192 147V146H191ZM207 147V148H208ZM244 147V146H243ZM250 147V146H249ZM178 148V146H176V149ZM189 148V147H188ZM47 149V148H46ZM180 149H181V147H180ZM187 149V148H186ZM185 149V150H186ZM196 149V148H195ZM201 149V148H200ZM218 150V152H217V154H216V156H215V154L212 152V150ZM253 149H255V147H253ZM252 149V150H253ZM257 149V148H256ZM172 150H170V151H172ZM184 150V149H183ZM261 150V149H260ZM179 151V150H178ZM177 151V152H178ZM181 151H182V149H181ZM192 151H193V149H192ZM191 151V149H190V152H192ZM201 151H203V150H201ZM204 151V152H205ZM251 151V150H250ZM256 151V150H255ZM180 152V151H179ZM178 152V153H179ZM189 152V153H190ZM203 152V153H204ZM219 152H221V157H219L218 156V154H220ZM252 153L254 152V150L253 151H251ZM250 152V153H251ZM258 152V151H257ZM172 153V152H171ZM184 153V152H183ZM188 153V154H189ZM194 153V152H193ZM193 153H192V155L191 156H193ZM197 153V151L195 152V156H196V154H198ZM206 153V152H205ZM249 155H248V154ZM252 153H251V155H252ZM173 154V153H172ZM171 154V155H172ZM180 154V153H179ZM186 154V153H185ZM224 154V156H222ZM256 154H261V153H256ZM175 155H177V154H175ZM15 156H17V159H16V161L15 160H13V159H11V157H15ZM173 156H174V154H173ZM182 156V155H181ZM190 156V155H189ZM189 156L188 157H186V158H189ZM255 157H257V156H255ZM183 158H185L184 156H183ZM191 159L193 158V157H190ZM196 158H198L199 160H200V157H196ZM196 158H194V160L196 159ZM260 158H261V155H260ZM37 159H40V162H41V165L40 166H38L37 164L38 163H36V161H37ZM182 159V158H181ZM180 158H179V160H181ZM197 160V159H196ZM199 160H198V163H200V164H202L201 162H199ZM63 161V159L62 160H60L59 161V164H60V162H62ZM185 162L186 161H188V160H184ZM183 161V159H182V163L184 162ZM191 161H193V159L192 160H190L189 162H191ZM201 161V160H200ZM17 162H18V164H19V168H16L15 170H12L14 167H15V165L17 164ZM177 162H179V161H177ZM194 162V161H193ZM196 162V161H195ZM210 162V163H209ZM188 163V162H187ZM186 163V164H187ZM192 163V162H191ZM206 163V164H207ZM263 163H264V161H263ZM183 164H185V163H183ZM199 164V165H200ZM205 164V165H206ZM65 165H66V163H65ZM178 165H180V164H178ZM182 165V164H181ZM190 165V163L189 164H187V166H189ZM198 165V164H197ZM199 165H198V167H199ZM204 165V166H205ZM201 166V165H200ZM203 166V165H202ZM201 166V167H202ZM203 166V167H204ZM263 166H264V164H263ZM67 166H65L64 168H66ZM179 167V166H178ZM185 167V168H184ZM193 167H194V165H193ZM198 167H196V168H198ZM208 167H210V166H208ZM212 167H211V169H212ZM57 168H59V167H57ZM175 168H177V166L175 167ZM180 168H182V166L180 167ZM191 168H192V166H191ZM191 168H187L186 169V166H183V169L182 170H184L185 171V169L186 170H190V172H192L191 170L193 169H191ZM200 168V167H199ZM198 168V169H199ZM1 170V169H0ZM61 170V169H60ZM178 170H179V168H178ZM181 170V171H182ZM196 170V169H195ZM201 170V168L199 169V171ZM61 171H63V170H61ZM180 171V170H179ZM187 171V172H188ZM264 171V170H263ZM64 172V171H63ZM81 172V171H80ZM183 172V171H182ZM186 172V173H187ZM196 172V171H195ZM194 172V173H195ZM28 175H27V174ZM55 173V172H54ZM211 173V172H210ZM214 173V174H215ZM262 173V172H261ZM56 174V173H55ZM190 174H193V173H190ZM260 174V173H259ZM52 175H54V174H52ZM183 175H185V173H183ZM187 175V174H186ZM185 175V176H186ZM203 175H204V173H203ZM217 175V174H216ZM30 176V177H29ZM59 176V179H60V175H58ZM188 176H190L189 174H188ZM218 176H216V178L218 177ZM64 177V176H63ZM191 177V176H190ZM227 178V180H225L226 178ZM13 178H14V176H13ZM39 178V177H38ZM44 178V177H43ZM58 178V177H57ZM184 178V177H183ZM212 178V177H211ZM220 179H221V177H219ZM62 179V178H61ZM215 179V178H214ZM214 179H212L213 181H214ZM218 179V178H217ZM217 179H216V181H217ZM220 179H218V180H220ZM38 180H40V179H37V182H38ZM42 180V179H41ZM40 180V182H42ZM44 180V179H43ZM52 179H50L49 181H51ZM56 180V179H55ZM183 180H188L189 181V179L188 178H184ZM210 180V179H209ZM222 180V179H221ZM48 181V179L46 180V182ZM58 181V180H57ZM182 181V180H181ZM223 181H221L222 182V185H223ZM56 182V181H55ZM62 182V181H61ZM65 182V181H64ZM208 183H210V181H207ZM184 183H186V182H184ZM188 183V182H187ZM190 183V182H189ZM32 184V183H31ZM35 184V183H34ZM61 184V183H60ZM193 184V183H192ZM206 184V186H207V183H205ZM217 184H219V183H217ZM244 184L246 185V186H244ZM44 186H45V184H43ZM63 185V184H62ZM183 185V184H182ZM186 185V184H185ZM191 185V184H190ZM198 185V184H197ZM36 186V185H35ZM180 186V185H179ZM188 185H186V187H187ZM199 186H200V184H199ZM209 186V188H210V186H212V185H208ZM207 186V187H208ZM224 186H225V183H224ZM46 187V186H45ZM183 187V186H182ZM182 187H180L181 189H182ZM203 187V186H202ZM1 188H3V192H1L0 193V210L2 211V210H4L5 209V207L11 202V201H13V200H11L12 199V197H9L10 195H12V194H10L8 191V193H9V195H8V193H5V190L7 189V188H9V186L8 185H6L5 184V182H3V186L1 187ZM56 188V187H55ZM139 188V187H138ZM179 188V190H181ZM183 188H185V187H183ZM213 188L215 189L216 187L215 186H213ZM212 188V191H214V189ZM57 189V188H56ZM186 189V188H185ZM190 190L191 189H193L192 187L191 188H189ZM188 189V190H189ZM195 189V188H194ZM200 189V188H199ZM202 189H204V188H202ZM208 189V188H207ZM219 189V188H218ZM37 190V189H36ZM39 190V189H38ZM46 190H48V189H46ZM55 190V189H54ZM151 191H153L152 189H150ZM187 190V191H188ZM206 190V189H205ZM217 190V189H216ZM42 191H43V188H42ZM49 191V190H48ZM48 191H46V192H48ZM52 191V190H51ZM140 191H142V188H141V190ZM175 191V190H174ZM173 191V192H174ZM182 192H183V189L181 190ZM180 191V192H181ZM191 191H193V190H191ZM204 191V190H203ZM211 191V189H209V192ZM211 191V192H212ZM148 192V191H147ZM146 192V193H147ZM181 192V193H182ZM186 192V191H185ZM197 193H198V191H196ZM201 192V191H200ZM199 192V193H200ZM205 192V191H204ZM221 192V191H220ZM56 193V192H55ZM63 193V192H62ZM144 193V192H143ZM149 193V192H148ZM148 193L147 194H144V195H148ZM169 193H172L171 191H169L168 192V196H169ZM174 193H179L178 191L176 192H174ZM191 193V192H190ZM189 193V194H190ZM193 193V192H192ZM202 193V192H201ZM214 194H215V192H213ZM22 194V193H21ZM42 194H44V193H42ZM47 194V193H46ZM46 194H44V195H46ZM128 195H130L129 193H127ZM150 194V193H149ZM213 194V195H214ZM221 194V193H220ZM220 194H219V196H220ZM127 195V196H128ZM153 195V194H152ZM167 195H166V197H167ZM171 196H172V194H170ZM175 195V194H174ZM178 195V194H177ZM193 195V194H192ZM196 195V194H195ZM200 195V194H199ZM33 196V195H32ZM36 196V195H35ZM39 196H40V194H39ZM63 196H66V195H64L63 194ZM149 196V195H148ZM176 196V195H175ZM175 196H173L174 198H175ZM184 196H185V194H184ZM221 196H222V194H221ZM220 196V197H221ZM16 197V198H17ZM21 197H23V196H20V198ZM52 197V196H51ZM50 197V198H51ZM135 197H138V196H135ZM145 197V196H144ZM170 197V196H169ZM168 197V199H170ZM172 197V198H173ZM187 197V196H186ZM202 197V196H201ZM11 198V199H10ZM15 198V199H16ZM24 198V197H23ZM44 198V197H43ZM47 198H49V196L48 197H45V199H47ZM50 198H49V200H50ZM66 198V197H65ZM64 198V199H65ZM128 198V197H127ZM139 198H141V197H139ZM138 198V199H139ZM146 198V197H145ZM151 198V197H150ZM171 198V199H172ZM177 198V197H176ZM191 198H192V196H191ZM208 198V197H207ZM206 198V199H207ZM222 198V197H221ZM19 199V198H18ZM22 199V198H21ZM67 199V198H66ZM126 199V198H125ZM136 199V198H135ZM142 199V198H141ZM171 199L169 200V202L171 203ZM181 199H182V196H181ZM188 199V198H187ZM205 199V198H204ZM209 199H210V197H209ZM215 199H216V195H215ZM220 199V198H219ZM17 200V199H16ZM15 200V201H16ZM27 200V199H26ZM68 200H69V198H68ZM72 200V199H71ZM70 200V201H71ZM166 200H167V198H166ZM185 200V199H184ZM183 199H182V201H184ZM197 200V199H196ZM212 200V199H211ZM217 200H218V198H217ZM67 201V200H66ZM65 201V202H66ZM85 201V200H84ZM177 202L179 201V200H176ZM63 202V201H62ZM62 202H60L61 204H62V206H63V208H64V204L62 203ZM85 202H87V201H85ZM123 202V201H122ZM126 202V201H125ZM210 203L211 202H213V200L212 201H209ZM59 203V204H60ZM67 203V202H66ZM183 203V202H182ZM186 203V202H185ZM185 203H183V204H185ZM194 203H196V202H194ZM197 203H198V201H197ZM204 203V202H203ZM209 203V204H210ZM58 204V203H57ZM57 204H56V208H58V206H57ZM125 204V203H124ZM128 204V203H127ZM172 204V203H171ZM176 204V203H175ZM186 205V204H185ZM192 205V204H191ZM194 205V204H193ZM208 205V204H207ZM207 205H206V207H207ZM89 206V205H88ZM90 206H91V204H90ZM173 206L175 207V205L173 204ZM197 206H198V204H197ZM55 207V206H54ZM120 207H123V205H121ZM168 207H169V205H168ZM183 207V206H182ZM195 207V206H194ZM208 207H209V205H208ZM249 207H252L253 208V210L254 211H249L250 209H249ZM51 208V207H50ZM62 208V209H63ZM92 208V207H91ZM126 208V207H125ZM192 208V207H191ZM53 209V208H52ZM61 209V208H60ZM65 209V208H64ZM68 210H70L69 208H67ZM93 210H95L94 208H92ZM116 209H118V206H117V208ZM176 207H175V211H176ZM179 209V208H178ZM187 209V208H186ZM185 209V210H186ZM206 209V208H205ZM67 210V211H68ZM72 210V209H71ZM74 210V209H73ZM73 210H72V212L71 213H67V214H69V216L67 215L66 217H67V219H68V217H70V216H72V215H70V214H72L73 213ZM122 210V209H121ZM180 210V209H179ZM178 210V211H179ZM202 210V209H201ZM204 210V209H203ZM207 210V209H206ZM209 210H211V209H209ZM56 211V210H55ZM113 211V210H112ZM167 211H168V209H167ZM181 211V210H180ZM183 211V210H182ZM194 211V210H193ZM197 211V210H196ZM212 211V210H211ZM57 212V211H56ZM59 212V211H58ZM63 212V211H62ZM65 212V211H64ZM63 212V213H64ZM103 212V211H102ZM109 212H110V210H109ZM169 212H171L170 210H169ZM177 212V211H176ZM187 211H185V213H186ZM198 212V211H197ZM201 212V211H200ZM210 212V211H209ZM51 213V212H50ZM63 213H61V214H63ZM173 213V212H172ZM172 213L170 214V215H172ZM180 213V212H179ZM184 213V212H183ZM59 214V213H58ZM61 214H59L60 216H61ZM177 214V213H176ZM197 214V213H196ZM101 215V214H100ZM111 215H114L113 213L111 214ZM117 215V214H116ZM184 215V214H183ZM193 215V214H192ZM54 216H56L57 217V214H54ZM109 216H110V214H109ZM182 216V215H181ZM195 216V215H194ZM62 217V216H61ZM63 217H64V215H63ZM66 217H65V220H66ZM111 217V216H110ZM110 217H108V219L110 218ZM113 217V216H112ZM111 217V218H112ZM177 217V216H176ZM50 218H52V217H50ZM58 218H60L59 216H58ZM58 218H56V220L58 219ZM71 218V217H70ZM114 218V217H113ZM173 218V217H172ZM192 218H193V216H192ZM191 218V219H192ZM101 219V218H100ZM170 219V218H169ZM173 219H175V217L173 218ZM181 219V218H180ZM187 219H189V218H187ZM60 220V222H61V219H59ZM65 220H64V222H65ZM119 220V219H118ZM176 220V219H175ZM178 220V219H177ZM182 220H184V219H182ZM182 220H181V222H182ZM70 221V220H69ZM115 221H117L116 219H115ZM193 221V220H192ZM196 221H198V220H196ZM225 221V220H224ZM55 222V221H54ZM59 222V221H58ZM67 222H68V220H67ZM179 222V221H178ZM195 222V221H194ZM210 222V221H209ZM220 222H222V220L220 221ZM56 223V222H55ZM108 223V222H107ZM191 223V222H190ZM196 223V222H195ZM225 223V222H224ZM62 224H64L65 225V223H62ZM117 224V223H116ZM168 224V223H167ZM170 224V223H169ZM176 224V223H175ZM186 224V223H185ZM67 225H69L68 223H67ZM222 225V224H221ZM60 226V225H59ZM62 226V225H61ZM61 226H60V228H61ZM72 226V225H71ZM70 226V227H71ZM186 225H184L183 227H185ZM197 225H195V227H196ZM70 227H69V230H70ZM182 227V228H183ZM187 227V226H186ZM191 227H193V226H191ZM63 228V227H62ZM176 228H179V227H175L174 229H176ZM190 228V227H189ZM223 228V227H222ZM225 228V227H224ZM73 229V228H72ZM169 229L170 230H173V229H171L170 228V225H169ZM214 229V228H213ZM64 230V229H63ZM68 230V229H67ZM179 230V229H178ZM184 230V231H183ZM182 231L183 232H185V234H186V232H187V230H185V229H183ZM195 230V229H194ZM198 230V229H197ZM65 231V230H64ZM72 231V230H71ZM177 231V230H176ZM223 231V230H222ZM162 232V231H161ZM173 232V231H172ZM178 232V231H177ZM181 232V231H180ZM182 232V235H180V233H179V235H180V237L182 236V237H184V236H186L184 233ZM196 232V231H195ZM201 232V231H200ZM207 232H209V230L207 231ZM206 232V233H207ZM214 232V231H213ZM219 232V231H218ZM171 232H169V234H170ZM188 233V232H187ZM205 233V232H204ZM205 233V234H206ZM175 234V233H174ZM192 234H193V232H192ZM198 234V233H197ZM209 234H210V232H209ZM213 234H216V233H213ZM212 234V235H213ZM71 235V234H70ZM176 235H177V233H176ZM191 235V234H190ZM190 235H189V237H190ZM200 235V234H199ZM199 235H197V236H199ZM72 236V235H71ZM76 236V235H75ZM170 236V235H169ZM172 236V235H171ZM188 236V235H187ZM186 236V237H187ZM195 236V235H194ZM211 235H209V237H210ZM208 237V238H209ZM76 238V237H75ZM172 237H168V239H171ZM156 239V238H155ZM173 239V238H172ZM178 240H176V242H177ZM171 242V241H170ZM174 242H175V239H174ZM168 243H169V240H168ZM246 244H248V245H250L251 247L250 248H252V249H250V250H248V249H246V247H245V245ZM177 245L179 246V244L177 243ZM175 246V245H174ZM178 248V247H177ZM177 248H176V250H177ZM198 248H200L199 250H198ZM175 250V249H174ZM208 251H210L211 253H209ZM208 254H207V253ZM185 253V252H184ZM193 253V252H192ZM196 253V252H195ZM199 253V254H198ZM185 254H188V253H185ZM185 254H182V256L183 255H185ZM186 256V255H185ZM188 257H190V256H188ZM188 257H187V260H188ZM182 258V257H181ZM183 258H184V256H183ZM182 258V259H183ZM193 259V260H194ZM186 260V259H185ZM186 260V261H187ZM188 262V261H187ZM197 262H195V264H196ZM192 264V263H191Z\"/></svg>","mask_w":264,"mask_h":264},{"label":"snow or ice","instance_id":"snow-or-ice-1","mask_svg":"<svg viewBox=\"0 0 264 264\" xmlns=\"http://www.w3.org/2000/svg\"><path fill=\"white\" fill-rule=\"evenodd\" d=\"M100 8H121L123 5H98ZM144 7V6H141ZM157 7L164 8L167 5L160 4ZM145 25L140 20L129 22L119 18L110 19L100 34L94 35L81 49V55H86L87 71L95 72H121L126 71L132 54L140 53L143 50L145 39ZM154 27L159 31H165L166 22L161 21L154 24ZM39 36L46 35L41 32ZM40 41L37 40V44ZM99 44L106 50L105 63H99L92 53ZM131 96L128 97L131 100ZM100 126L104 133V138L111 151V156L108 160L99 161L100 168L97 174L91 178V183L98 195L104 196L117 190L121 178H124L126 173L125 168H130L133 161V153L129 150L130 144L134 143L131 140V130L119 122L112 120H102ZM11 171V167L6 169V173ZM11 181H8V186ZM76 193L79 199L86 200L87 193L80 182L77 172L75 182ZM20 239L26 247H32L39 243L38 236L31 230L25 229L21 234Z\"/></svg>","mask_w":264,"mask_h":264},{"label":"crops","instance_id":"crops-1","mask_svg":"<svg viewBox=\"0 0 264 264\" xmlns=\"http://www.w3.org/2000/svg\"><path fill=\"white\" fill-rule=\"evenodd\" d=\"M129 150L131 151V149L129 148ZM134 156V155H133ZM135 157V156H134ZM110 158V156H108V155H101L100 157H99V161H101V160H108ZM136 158V157H135ZM132 163L134 164V165H136L137 166V168L139 169V165H138V163L133 159V161H132ZM124 171H125V173H126V175H125V177L124 178H128V179H131V173L129 172V169L128 168H125L124 169ZM81 179H83L82 178V172H81V177H80V182H81ZM82 183V182H81ZM126 185H128L129 186V184H130V182L129 183H125ZM119 186V188H120V184L118 185ZM123 186V185H122ZM115 192V191H114ZM114 192H111L110 194H107V195H104V196H101L100 195V198H101V200L100 201H97V202H95V201H91L90 199H88V197H86V199H87V201L93 206V207H95V208H97V209H107V208H109L111 205H109L108 207L107 206H105L104 205V203H105V200H110V201H113V203L116 201L115 200V196H114ZM99 198V199H100ZM112 203V204H113Z\"/></svg>","mask_w":264,"mask_h":264}]
</instances>
